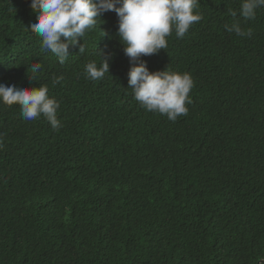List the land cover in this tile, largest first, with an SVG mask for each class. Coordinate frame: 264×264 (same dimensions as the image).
Returning <instances> with one entry per match:
<instances>
[{"label": "trees", "instance_id": "16d2710c", "mask_svg": "<svg viewBox=\"0 0 264 264\" xmlns=\"http://www.w3.org/2000/svg\"><path fill=\"white\" fill-rule=\"evenodd\" d=\"M240 4L199 0L202 20L142 57L150 72L193 78L188 114L173 122L127 88L114 11L60 64L28 28L31 0H0V83L47 85L61 123L0 103V264L264 260V8L244 20ZM236 21L251 37L225 30ZM101 52L110 71L93 82L85 66Z\"/></svg>", "mask_w": 264, "mask_h": 264}, {"label": "clouds", "instance_id": "9594fccd", "mask_svg": "<svg viewBox=\"0 0 264 264\" xmlns=\"http://www.w3.org/2000/svg\"><path fill=\"white\" fill-rule=\"evenodd\" d=\"M198 4L199 0H31L30 7L36 18L28 28L41 38L42 48L64 64L69 58L70 47H79V52L85 53L80 39L97 25L104 13L114 11L118 18L117 35L131 65L127 88L132 90L134 99L146 111L166 115L175 122L179 116L188 114L186 104L192 103L189 96L194 87L191 74L167 68L150 72L142 57L167 49V37L173 31L177 38H183L195 23L200 22L201 14L194 12ZM258 8H264V0H241L239 16L244 20L255 19ZM230 14L233 17L238 15L236 11H230ZM224 27L237 36L252 35L251 29L244 31L239 21ZM99 54V65L91 61L85 66V77L93 82L102 80L110 71L111 54ZM40 69L39 63L33 64L29 79L36 81ZM63 79V76L54 78L53 83L59 84ZM48 93L47 85L29 88L0 83V103L19 105L25 120L43 116L53 130H59L61 123L57 112L60 103ZM2 144L0 140V146Z\"/></svg>", "mask_w": 264, "mask_h": 264}, {"label": "water", "instance_id": "95a60500", "mask_svg": "<svg viewBox=\"0 0 264 264\" xmlns=\"http://www.w3.org/2000/svg\"><path fill=\"white\" fill-rule=\"evenodd\" d=\"M264 263V260L263 261H261V263L260 264H263Z\"/></svg>", "mask_w": 264, "mask_h": 264}]
</instances>
